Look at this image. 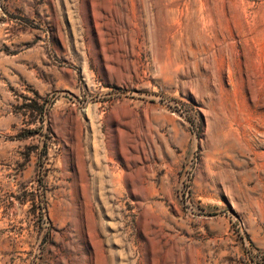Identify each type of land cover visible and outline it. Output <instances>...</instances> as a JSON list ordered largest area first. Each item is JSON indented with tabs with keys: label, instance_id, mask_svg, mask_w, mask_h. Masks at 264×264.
<instances>
[{
	"label": "rangeland",
	"instance_id": "rangeland-1",
	"mask_svg": "<svg viewBox=\"0 0 264 264\" xmlns=\"http://www.w3.org/2000/svg\"><path fill=\"white\" fill-rule=\"evenodd\" d=\"M0 264H264V0H0Z\"/></svg>",
	"mask_w": 264,
	"mask_h": 264
},
{
	"label": "trees",
	"instance_id": "trees-1",
	"mask_svg": "<svg viewBox=\"0 0 264 264\" xmlns=\"http://www.w3.org/2000/svg\"><path fill=\"white\" fill-rule=\"evenodd\" d=\"M35 95L36 97L40 98V94L38 91H35ZM24 107L26 108V111H30V113L32 115H37L39 116L40 119L43 118L44 114L46 113L47 109L44 105H40L38 104L36 99L31 100L30 103H26L24 105ZM38 130L37 129H31L30 131H28V134H34L36 133Z\"/></svg>",
	"mask_w": 264,
	"mask_h": 264
}]
</instances>
